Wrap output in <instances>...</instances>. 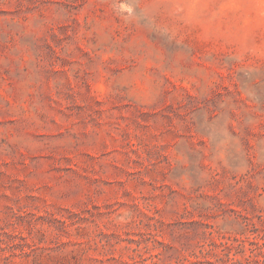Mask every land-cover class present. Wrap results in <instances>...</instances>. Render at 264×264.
<instances>
[{"label":"rangeland","instance_id":"1","mask_svg":"<svg viewBox=\"0 0 264 264\" xmlns=\"http://www.w3.org/2000/svg\"><path fill=\"white\" fill-rule=\"evenodd\" d=\"M0 264H264V0H0Z\"/></svg>","mask_w":264,"mask_h":264}]
</instances>
